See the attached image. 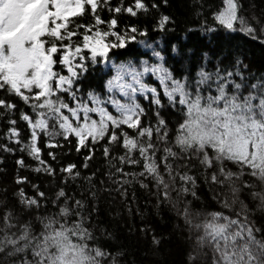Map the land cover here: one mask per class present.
I'll list each match as a JSON object with an SVG mask.
<instances>
[{
  "label": "snow or ice",
  "instance_id": "1",
  "mask_svg": "<svg viewBox=\"0 0 264 264\" xmlns=\"http://www.w3.org/2000/svg\"><path fill=\"white\" fill-rule=\"evenodd\" d=\"M222 4L219 11L213 12L217 24L236 31L238 22L240 32L257 39L256 28L239 15L237 0H222ZM151 7L157 5L153 3ZM103 9L112 14L108 20L100 15ZM141 11H148L145 0H132L127 6L120 0L115 7L111 6L110 0H0V91L5 93L0 97V118L16 114L17 104L11 97L18 98L30 109L20 108L18 119L8 120L3 135L8 143H0V151L12 153L16 149L9 144L18 145L22 153L37 162L33 171H43L54 177L55 168L42 157L41 139L44 148L50 149L48 156L53 161L56 153L51 149L63 147L65 143L74 144L77 153L86 151L84 169L94 159L96 145L103 144V158L109 169L115 168V173L105 174L110 182L122 187L139 181L141 187H147L141 178H150L158 198L162 196L163 201L170 199L177 177L180 181L178 195L190 193L196 196V177L187 171L174 172V167L178 168L174 165L175 160L195 158L205 171L216 169L206 181L228 186L231 200L226 196L221 202L222 208L235 213L196 212L195 218L199 222L194 224L193 214L185 205L182 215L186 225L190 230L195 228L200 232L196 237L197 245H207L211 249L212 264H264V239L256 235L261 229L250 221L248 206L240 200L244 188H255L256 185L237 183L245 175L259 181L261 191H253L251 196L258 199V207L264 209V80L258 79L247 85L239 60L234 71H225L219 64L215 71L198 66L194 79L187 70L182 77H177L166 66L162 51L141 39L139 42L152 50L155 62L141 59L138 65L131 60L114 64V75L105 81L103 93L89 90L82 94L76 83L89 64L106 63L110 49L123 48L128 41L137 40V34L147 35L146 28L135 25L116 30L118 19L115 14L127 13L136 17ZM89 12L93 23H76L75 18ZM169 21L168 15L161 14L154 28L164 31ZM207 30L213 32L216 29ZM260 32L264 33V26ZM172 51H177L176 45L172 46ZM204 55L207 57V53ZM148 74L158 81V87L145 82ZM245 87L249 88L246 93ZM139 97L155 108L154 125L151 121L148 125L143 124L146 109ZM165 100L167 106L179 108L182 116L171 140V129L161 115L166 107ZM22 131H27L26 139L22 138ZM117 146L123 152L114 156ZM160 152L163 154L158 157ZM116 161L119 167H116ZM229 163L238 171L227 168ZM15 164L23 167V156L17 158ZM141 164L139 172L125 171V165L138 167ZM60 172L71 179L81 176L74 163L63 165ZM95 175L94 172L84 178L89 182L90 199L96 198L91 184ZM114 175L118 177L115 181ZM27 182L26 176L14 178L17 186L14 197L20 213L14 215L9 209L0 216L3 224L0 227V264L8 260L12 264H101L108 253L91 244L93 233L85 226L90 222L91 214L85 217V204L81 200L73 202L63 187L54 197L48 198L39 191L38 185L32 184L35 194L28 196L19 187ZM123 195L126 198V192ZM49 199L58 211L41 215L40 211L47 208ZM32 211L36 215L28 221L14 222ZM93 211H96L95 207ZM201 215L203 219H200ZM72 216L76 218L69 222ZM17 228L18 231H13ZM141 231L146 229L141 228ZM153 243H159L155 236ZM188 259L191 264L192 254Z\"/></svg>",
  "mask_w": 264,
  "mask_h": 264
},
{
  "label": "trees",
  "instance_id": "2",
  "mask_svg": "<svg viewBox=\"0 0 264 264\" xmlns=\"http://www.w3.org/2000/svg\"><path fill=\"white\" fill-rule=\"evenodd\" d=\"M132 0H124L125 6L130 4ZM240 5L239 15L243 16L248 24H252L256 28L257 39L239 31L240 24L236 23V31L226 30L219 26L213 18V12L219 11L223 6L222 0H145L148 5L147 12H139L136 17H132L127 13L115 14L118 19L117 31H122L128 25H135L138 28H146L147 35L140 36L137 34V40L128 41L123 48L110 49L109 57L106 63L92 65L89 64L88 70L76 81L82 89V94H86L89 90L99 93L104 92L105 81L114 75V64H120L131 60L135 64H139L141 59H147L155 62L152 57V50L145 47L139 41L145 40L148 44H153L157 51H162L165 57L166 66L177 76L182 77L187 70L191 78H195V72L198 66H204L206 71H215L217 65L227 71L236 69V61L239 60V68L246 78L247 85L255 83L258 79L264 80V33L260 32V28L264 26V0H237ZM111 6L115 7L120 0H110ZM155 3L156 8L151 5ZM161 14L168 15L170 21L166 24L164 31L154 28ZM102 19L108 20L110 14L107 9L100 12ZM76 23L88 24L93 23L91 13L81 18H75ZM102 27L106 28L107 25ZM215 28L213 32L207 29ZM79 39V37H77ZM176 45L177 51H172V46ZM85 52L87 50H84ZM207 53V57H205ZM58 59V57H57ZM59 70V65L56 66ZM239 79V78H237ZM145 82L158 87V81L151 76L146 75ZM249 90L245 87L244 92ZM5 93L0 91V97ZM17 104V112L14 116H4L0 118V143H8L3 139V135L8 127L9 119H18L19 109L30 111L27 105L16 97H11ZM67 99V97H66ZM163 99V97H162ZM140 103L146 109V115L143 117V124L148 125L149 122L154 125L155 108L139 97ZM161 115L167 120L171 129L169 140L175 136V129L178 122L182 120L179 108L173 109L167 106ZM111 111V108H109ZM22 129L24 125H19ZM130 131V134H133ZM27 131H22V138H27ZM155 142V137H153ZM61 143L63 141L61 140ZM15 147L16 151L5 153L0 151V216L6 210H13V214L20 213V206L14 197L17 186L14 183L16 175L26 176L28 182L21 184L28 196L35 194L32 184L39 186V191H43L48 198L55 196L56 191L63 187L69 197L75 200H81L85 207L83 209L85 217L91 214L90 222H86L85 226L92 231L93 241L91 244L102 248L108 255L101 260V264H189V254H192L194 260L191 264H212V251L207 246H198L196 237L200 232L195 228L189 229L186 225L182 213L185 205H188L189 211L193 214V223L199 222L195 218V213L202 214L212 211H224L225 214L234 215L227 209L222 208V201L226 198L231 200V194L228 186L212 184L206 181V177L210 178L216 169H205L195 158L177 159L174 161V172L178 170L180 173L185 171L196 177V186L194 191L196 196L190 193L186 196L178 195L180 187L179 177L176 178L175 187L170 191V199L163 201V197L157 196V189L153 186L150 178H141L147 187H141L137 181L132 184L118 186L116 183L110 182L106 173L111 171L115 173V168L109 169L102 155L103 144L96 145L94 159L88 162L87 169H84L83 157L86 151L76 152L73 145L64 144L63 147L51 149L56 153V160H52L48 156L50 149H45L43 140L40 141L42 148V157L55 168V176H49L43 171L37 173L33 171L36 161L22 153L18 145L9 144ZM163 144L160 145L163 148ZM179 151L178 149H175ZM123 149L115 147L114 156L122 154ZM160 152L158 154L162 155ZM138 155V153H137ZM23 156L24 166L18 167L15 164L17 158ZM67 163H74L78 166L81 176L78 179L67 178L61 175L60 169ZM116 167L119 162L116 161ZM187 164V167L184 165ZM142 164L138 167H129L125 165V171L139 172ZM227 168L232 171H238L235 165L229 163ZM96 173L91 184L96 193L95 199L89 198V182L84 178ZM163 173V166L161 165ZM118 179L113 176V181ZM167 181V174H165ZM103 181V184H101ZM248 182L255 184V188H244L240 193V200L247 204L249 209V219L254 223L256 228L261 231L256 233L257 238L264 239V209L258 207L259 200L253 199L251 193L253 191H261L260 182L248 175H245L238 184ZM191 188V185H189ZM104 189H111L105 191ZM126 192V198L123 193ZM44 201H41L43 204ZM63 204V200L60 201ZM93 207L96 211H93ZM237 209L239 204H237ZM58 207H54L51 199L48 200L47 208H42L41 215L57 212ZM36 215L35 211L25 213L16 223H24L30 217ZM70 217V221L75 219ZM200 219H203L201 215ZM0 221V227H2ZM141 228L146 231H141ZM39 230L37 226V231ZM13 231H18L13 229ZM153 236L159 239L158 244L153 243ZM30 255V253H29ZM5 264H12L11 260Z\"/></svg>",
  "mask_w": 264,
  "mask_h": 264
}]
</instances>
